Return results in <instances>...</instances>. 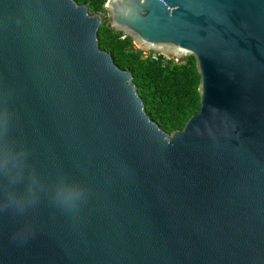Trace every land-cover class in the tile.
<instances>
[{
	"label": "water",
	"instance_id": "1",
	"mask_svg": "<svg viewBox=\"0 0 264 264\" xmlns=\"http://www.w3.org/2000/svg\"><path fill=\"white\" fill-rule=\"evenodd\" d=\"M106 20L194 60L182 129L153 122L99 48ZM5 142L36 182L13 203L0 178V264H264V0H0Z\"/></svg>",
	"mask_w": 264,
	"mask_h": 264
},
{
	"label": "trees",
	"instance_id": "2",
	"mask_svg": "<svg viewBox=\"0 0 264 264\" xmlns=\"http://www.w3.org/2000/svg\"><path fill=\"white\" fill-rule=\"evenodd\" d=\"M86 5L89 13H102L105 0H74ZM99 48L110 53L116 66L130 71L145 112L162 130L170 134L184 127L189 117L199 110V77L192 58L180 64L142 58L132 42L113 32L107 20L98 30Z\"/></svg>",
	"mask_w": 264,
	"mask_h": 264
},
{
	"label": "clouds",
	"instance_id": "3",
	"mask_svg": "<svg viewBox=\"0 0 264 264\" xmlns=\"http://www.w3.org/2000/svg\"><path fill=\"white\" fill-rule=\"evenodd\" d=\"M27 157L28 152L26 150H17L12 143L5 142L0 145V178L7 181L5 196L10 202H23L34 195L33 185L36 182V177L34 174L27 172ZM26 173L29 183L24 192L21 193L17 189V185L24 180ZM63 195L65 200L71 201L78 195V192L72 188L64 190Z\"/></svg>",
	"mask_w": 264,
	"mask_h": 264
},
{
	"label": "built area",
	"instance_id": "4",
	"mask_svg": "<svg viewBox=\"0 0 264 264\" xmlns=\"http://www.w3.org/2000/svg\"><path fill=\"white\" fill-rule=\"evenodd\" d=\"M106 1V0H105ZM105 6V4L103 5V7ZM126 37L123 35L122 39ZM139 50V49H137ZM141 52V57L142 58H150L152 60H155L157 61L159 57H161L163 59V62H170V63H173V64H180L182 63L184 60H181L180 58L172 55V56H169V57H162L160 56L159 54H156V53H152V52H143L141 50H139Z\"/></svg>",
	"mask_w": 264,
	"mask_h": 264
},
{
	"label": "rangeland",
	"instance_id": "5",
	"mask_svg": "<svg viewBox=\"0 0 264 264\" xmlns=\"http://www.w3.org/2000/svg\"><path fill=\"white\" fill-rule=\"evenodd\" d=\"M91 14V13H90Z\"/></svg>",
	"mask_w": 264,
	"mask_h": 264
}]
</instances>
